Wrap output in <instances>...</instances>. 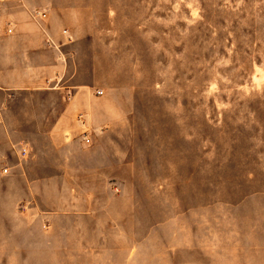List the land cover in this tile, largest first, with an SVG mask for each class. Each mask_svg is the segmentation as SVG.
<instances>
[{
	"label": "rangeland",
	"instance_id": "obj_1",
	"mask_svg": "<svg viewBox=\"0 0 264 264\" xmlns=\"http://www.w3.org/2000/svg\"><path fill=\"white\" fill-rule=\"evenodd\" d=\"M24 2L116 121L90 146L65 130L34 185L0 164V264H264V0ZM70 96H3L11 131H48Z\"/></svg>",
	"mask_w": 264,
	"mask_h": 264
},
{
	"label": "crops",
	"instance_id": "obj_2",
	"mask_svg": "<svg viewBox=\"0 0 264 264\" xmlns=\"http://www.w3.org/2000/svg\"><path fill=\"white\" fill-rule=\"evenodd\" d=\"M33 10L24 0H0V164L7 161V172L22 179L24 186L34 182L29 177L48 175L42 172L47 169L44 163L48 154H65L68 145L65 130L82 127L90 133L87 129L103 128L116 121L113 95L105 90L98 95L93 88L94 80L79 86L70 85L64 78V61L66 56L70 57L73 50L70 45L74 42L68 41L67 27L49 12L44 21L36 22L31 17ZM29 91H47L65 99L69 93L71 96L61 119L39 124V128L48 131L21 141L11 131L15 126L7 119L2 98ZM79 116L83 119L76 120V126L75 119ZM23 149L27 150L25 158L21 156Z\"/></svg>",
	"mask_w": 264,
	"mask_h": 264
},
{
	"label": "built area",
	"instance_id": "obj_3",
	"mask_svg": "<svg viewBox=\"0 0 264 264\" xmlns=\"http://www.w3.org/2000/svg\"><path fill=\"white\" fill-rule=\"evenodd\" d=\"M31 17L34 21L40 22V21H44L47 18V13L43 10H34L31 12ZM101 94L102 92H98V95H101ZM83 142L88 146L92 144L91 133H87V132L83 133ZM21 156L25 158L27 156V150L23 149ZM7 171H8L7 169L4 170L5 173H7Z\"/></svg>",
	"mask_w": 264,
	"mask_h": 264
}]
</instances>
